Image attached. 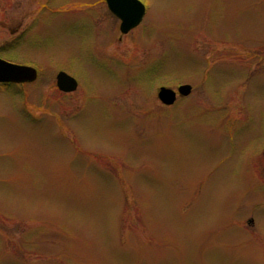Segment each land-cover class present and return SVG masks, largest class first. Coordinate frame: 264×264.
<instances>
[{"label": "rangeland", "instance_id": "374dc122", "mask_svg": "<svg viewBox=\"0 0 264 264\" xmlns=\"http://www.w3.org/2000/svg\"><path fill=\"white\" fill-rule=\"evenodd\" d=\"M141 1L0 0V264H264V0Z\"/></svg>", "mask_w": 264, "mask_h": 264}, {"label": "water", "instance_id": "95a60500", "mask_svg": "<svg viewBox=\"0 0 264 264\" xmlns=\"http://www.w3.org/2000/svg\"><path fill=\"white\" fill-rule=\"evenodd\" d=\"M108 9L120 19V31L127 34L137 27L146 14V6L141 0H105ZM38 77L36 68L16 64L0 57V84H24L32 83ZM58 89L64 93H72L78 88V81L65 71H59L56 75ZM193 87L190 84L180 85L176 90L161 86L158 89V98L165 105H172L178 96H189Z\"/></svg>", "mask_w": 264, "mask_h": 264}]
</instances>
